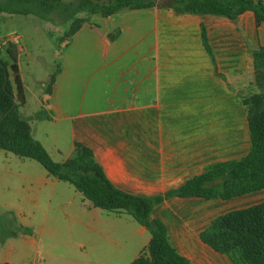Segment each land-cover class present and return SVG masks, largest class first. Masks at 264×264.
Returning a JSON list of instances; mask_svg holds the SVG:
<instances>
[{
    "label": "crops",
    "instance_id": "1",
    "mask_svg": "<svg viewBox=\"0 0 264 264\" xmlns=\"http://www.w3.org/2000/svg\"><path fill=\"white\" fill-rule=\"evenodd\" d=\"M158 2L83 17L70 38L69 23L39 18L34 28L50 49L29 51L21 35L14 43L25 95L20 114L33 137L59 163L83 144L116 188L147 197L246 157L245 101L264 91V22L250 11L235 19L183 15ZM30 16L0 12V22ZM10 81L17 94L11 72ZM261 203L264 189L230 200L174 197L152 217L192 264H232L200 234L215 218ZM150 240L129 214L94 207L40 163L0 149V264H131Z\"/></svg>",
    "mask_w": 264,
    "mask_h": 264
},
{
    "label": "trees",
    "instance_id": "2",
    "mask_svg": "<svg viewBox=\"0 0 264 264\" xmlns=\"http://www.w3.org/2000/svg\"><path fill=\"white\" fill-rule=\"evenodd\" d=\"M164 1L163 6L183 15L235 19L250 11L258 24L264 22L262 0ZM158 5V0H10L7 7H0V12L34 15L58 26L70 23L66 32V37L70 38L85 21L79 17L81 13L107 18L124 10L151 9ZM203 37L205 40L204 31ZM4 48L8 60L1 58L0 51V149L37 161L51 176L74 186L94 207L127 213L145 227L151 234L150 243L145 253L131 264H192L172 245L167 226L152 217L153 209L164 201L174 197L230 200L264 189V91L245 101L251 138L246 157L213 165L165 195L138 196L116 188L93 151L83 144L76 143L73 156L64 163L53 160L33 137L29 122L20 114L25 95L18 75L17 48L14 44ZM263 52L261 50V55ZM10 72L15 77L17 94L10 81ZM54 80L55 75L50 85ZM200 238L216 253L228 257L232 264H264V203L215 218Z\"/></svg>",
    "mask_w": 264,
    "mask_h": 264
},
{
    "label": "rangeland",
    "instance_id": "3",
    "mask_svg": "<svg viewBox=\"0 0 264 264\" xmlns=\"http://www.w3.org/2000/svg\"><path fill=\"white\" fill-rule=\"evenodd\" d=\"M66 2L70 0H65ZM90 16L87 13L79 14V17ZM97 17H94L91 21H96ZM40 19L34 15L22 19L17 24L0 22V39L5 37L7 33H13L21 35L20 45L26 47L29 51L34 50L35 44L39 45L42 49H50L49 40L43 34V30H38L34 26H42L39 21ZM70 23L68 25V29ZM56 157V156H55ZM58 159V158H57ZM37 162V161H36Z\"/></svg>",
    "mask_w": 264,
    "mask_h": 264
},
{
    "label": "built area",
    "instance_id": "4",
    "mask_svg": "<svg viewBox=\"0 0 264 264\" xmlns=\"http://www.w3.org/2000/svg\"><path fill=\"white\" fill-rule=\"evenodd\" d=\"M19 40V36L15 35V34H11L5 38H3L2 40H0V49L4 48L5 46H7L8 44H14Z\"/></svg>",
    "mask_w": 264,
    "mask_h": 264
}]
</instances>
